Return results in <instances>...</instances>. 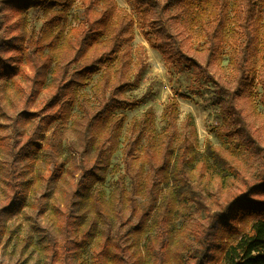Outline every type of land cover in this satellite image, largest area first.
Returning <instances> with one entry per match:
<instances>
[{"label": "trees", "instance_id": "16d2710c", "mask_svg": "<svg viewBox=\"0 0 264 264\" xmlns=\"http://www.w3.org/2000/svg\"><path fill=\"white\" fill-rule=\"evenodd\" d=\"M129 1L138 17L123 10L117 0L0 1V23H10L15 17L18 19L10 24L24 27L28 11L42 8L51 12L47 24L61 34L65 33L69 11L80 3L79 23L70 29L69 45L55 54L56 87L46 107L47 124H63L52 127L49 135H41L40 141L29 140L19 149V161L25 160L22 170L31 173L36 168L32 180L38 181L48 168L49 183L65 172V178L74 177L79 166L82 169L76 181L63 186V195L69 193L67 209H53L60 219L57 223L63 240L59 245L56 241L46 245L64 264L88 263L83 256L86 250L92 251V264H264V144L238 101L256 83L264 89V0ZM137 25L143 28L150 45L161 50L167 63L173 55H186L184 58L191 60L185 63L188 68L194 61L182 45L179 26L190 36L203 37L207 45L203 49L210 56L216 51L219 61L223 57L217 44L223 38H234L230 63L237 72L235 85L209 71L210 58L206 65L196 61V74L203 73L219 86L216 100L222 105L223 116L218 134L223 144L229 145L230 155L212 140L200 150L195 143V125L192 137L181 135L177 95L170 96L165 104L161 131L155 112L148 110L132 120L122 139L128 120L126 110L141 106L147 98L127 94L140 85L141 74L134 75L128 69L134 60L132 44ZM10 39L0 34V82L23 74L20 64L26 51L41 52L40 41H24L21 35ZM56 45L60 43L56 41ZM6 52L14 55L7 56ZM96 74L100 77L93 83ZM90 84L93 101L82 107L76 119L79 91ZM72 119L81 129L86 146L66 167L67 161L59 159L64 155L66 130L62 127ZM10 145L15 148L14 143L4 147L11 151ZM119 150L122 163L113 164ZM247 160L249 166L245 167ZM112 172L119 177L114 192L107 197L98 186ZM200 174L220 177L221 187L208 194L204 190L196 192L191 181ZM163 183L176 189L168 192L173 200H166L164 207L160 198ZM10 184L14 194L5 207L8 215L24 207L32 186L36 188L30 179L21 177L10 179ZM146 190L152 193L151 201L139 210V221L121 234L120 226L129 224L125 210L131 205L137 209L135 198ZM161 211L168 226L152 235L150 221ZM179 214L178 219L173 218ZM123 234L129 241L120 237Z\"/></svg>", "mask_w": 264, "mask_h": 264}, {"label": "rangeland", "instance_id": "374dc122", "mask_svg": "<svg viewBox=\"0 0 264 264\" xmlns=\"http://www.w3.org/2000/svg\"><path fill=\"white\" fill-rule=\"evenodd\" d=\"M117 1L123 10H128L135 17H138L132 2L129 0ZM79 4L76 2L69 11L70 14L64 22V34H61L56 27L47 24L51 12H45L42 8H34L28 11L24 27L20 28L18 25L10 24L18 19L15 17L10 20V23H0V34L5 38L10 39L12 35H21L24 41L27 39L40 41L41 49L40 53L32 50L25 52L20 64L23 74L0 82V264H64L60 258L58 259V256L53 255L46 243L53 245L56 241L59 245L63 240L64 234L60 231L57 223L60 219L53 212V209L54 211L58 209L61 212L67 209L66 198L69 193L65 191L63 195V186L67 187L68 182L76 181L82 173L81 166H79L77 173L73 174L74 177L67 176L65 178V172L62 178L54 179L49 183L46 180L50 179L48 177L51 168H48L45 173L37 177L38 181L32 180L36 168L33 167L31 173L22 170L25 160L19 161L21 155L19 149L25 147L29 140L40 141L41 135L47 136L51 133L52 127L55 128L63 124L59 121L47 124L46 119L49 114L46 107L56 87L54 86L56 80L53 76V71L57 68L55 54L65 51L69 45L70 29L78 26L79 23ZM179 29L182 45L192 58L187 57L194 61L193 64H190V68L185 66L186 62L191 61L184 58L186 55H173L167 63L161 50L152 47L144 37L143 28L139 25L135 27L136 37L132 44L134 60L128 69L131 68L134 75L140 73L141 78L140 85L133 90H128L127 94L131 97L147 95V98L141 106L126 110L128 120L124 126L122 139L127 135V129L132 120L141 118L144 112L148 110L155 112L156 125L161 131L164 125L162 114L165 104L170 96L177 95L180 100L179 127L181 135L190 134L192 137V125H195L198 133L195 143L200 150L205 149L207 140H212L214 144L222 146L225 152L229 154L227 152L229 145L223 144L218 134L222 126L223 116L222 105L216 100L220 95L219 86L210 81L211 79L204 77L203 73L196 74L199 71L196 61L206 65L210 58L209 71L214 73L217 78L235 85L237 72L233 70L235 67H232L230 63V43L234 38L232 36L223 38V41L217 44L223 57V60L219 61L216 51L210 56L203 49L207 46L203 37L190 36L184 27L179 26ZM56 41L60 43V46L56 45ZM50 44L54 49H51ZM6 54L10 56L12 53L6 52ZM99 75H94L93 83L99 80ZM256 84L249 87L246 93H242L238 101L251 121L252 128L264 144V89ZM91 89L92 84L80 89L79 104L74 110L76 119H79V112L82 111V107L90 106L93 101ZM73 122L74 119L62 127L63 130H66L63 134L64 155L59 159L67 161L66 167L70 166V162L78 159V151L83 150L86 146L84 137L79 131L80 128L73 125ZM47 127L50 129L48 130ZM8 143H14L15 148L10 145L12 150L8 151L4 147ZM248 160L245 167L249 166ZM112 163H122L121 150L115 153ZM45 165L48 166L46 162ZM16 177H21L23 180L30 179L36 188L33 189L32 186V191L24 207L8 215L9 210L5 207L8 206L14 194L10 179L14 178L15 181ZM118 177L119 174L110 173L105 183L99 185L98 188L103 189L106 196L109 197L114 192L115 181ZM191 184L196 192L204 190L207 194L208 191H215L218 185L220 187L222 185L220 177H210L208 174H200L199 177L196 175ZM162 187L160 198L164 199V207L166 200H173L172 195H168V192L176 191V189L172 185L168 186L164 183ZM213 193L216 194L217 192ZM151 199L152 193L149 190L135 198L137 209L131 205V208L125 210V218L129 224L120 226L121 234L128 229L129 225L139 221V210L148 205ZM179 203L182 205V200ZM178 216L180 217V214L173 218L178 219ZM53 217L57 219L54 220ZM113 218L115 221V217ZM118 223L116 227L119 229ZM150 223H153L152 235H157L168 226L167 221L162 216V211L156 212ZM177 223L180 224L181 220H178ZM127 234L120 235V237L129 241ZM73 235L71 234V237ZM83 256L89 259L86 264H92V251L86 250Z\"/></svg>", "mask_w": 264, "mask_h": 264}]
</instances>
